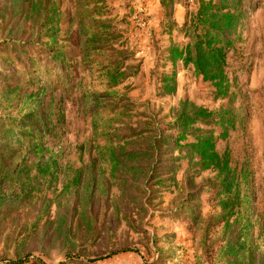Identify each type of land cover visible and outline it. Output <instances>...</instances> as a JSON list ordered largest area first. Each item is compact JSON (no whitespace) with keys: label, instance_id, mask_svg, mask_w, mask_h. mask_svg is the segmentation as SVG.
I'll return each mask as SVG.
<instances>
[{"label":"rangeland","instance_id":"1","mask_svg":"<svg viewBox=\"0 0 264 264\" xmlns=\"http://www.w3.org/2000/svg\"><path fill=\"white\" fill-rule=\"evenodd\" d=\"M0 264H264V0H0Z\"/></svg>","mask_w":264,"mask_h":264},{"label":"trees","instance_id":"2","mask_svg":"<svg viewBox=\"0 0 264 264\" xmlns=\"http://www.w3.org/2000/svg\"><path fill=\"white\" fill-rule=\"evenodd\" d=\"M225 16L226 15H224V17ZM220 20H221V18H220ZM202 26L204 28V31L207 32L208 41L205 42V43L202 40L196 42L194 50H193V54H195V56H196L195 61H194L195 69L198 70V71L204 72V70H202V68L203 67H207V65L204 64L202 66V68L200 67V63L199 62H200L201 58H203L204 62H205V60L213 59V56H218L219 55V51L216 48H211L210 45L214 41L219 42V41H221L220 39H224V33H225L224 29L228 28L229 26H228V24H225V26H222L221 24H218L217 22H209L208 20H207L206 23L204 22L202 24ZM204 47H206V48H204ZM20 65H22V64L21 63H16L15 64V66H17V67H19ZM208 70L209 69H207L206 71H208ZM210 71L211 70H209V72ZM202 74L204 76H207L206 72H204ZM44 78L46 79V81H48L47 79H49L48 75H44ZM30 83L31 84L40 85V81H39L38 76L34 74L33 80L31 79ZM54 83H56V81ZM28 119H30V117H28V116L24 117V118H22L20 120V123L23 124L25 122H28ZM196 119H200V116H196ZM200 145H203V144H200ZM207 147L208 146L204 145V147L201 149V152L206 151ZM202 161L205 162V160H203V159H202Z\"/></svg>","mask_w":264,"mask_h":264},{"label":"crops","instance_id":"3","mask_svg":"<svg viewBox=\"0 0 264 264\" xmlns=\"http://www.w3.org/2000/svg\"><path fill=\"white\" fill-rule=\"evenodd\" d=\"M183 12L184 10H182L180 6H176L174 9V19L178 21V19H180L179 17L182 15Z\"/></svg>","mask_w":264,"mask_h":264}]
</instances>
